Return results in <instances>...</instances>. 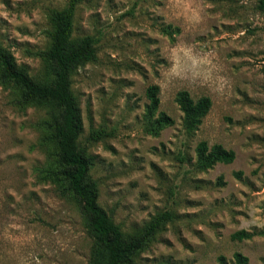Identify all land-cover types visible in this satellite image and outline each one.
I'll return each instance as SVG.
<instances>
[{
  "label": "rangeland",
  "instance_id": "rangeland-1",
  "mask_svg": "<svg viewBox=\"0 0 264 264\" xmlns=\"http://www.w3.org/2000/svg\"><path fill=\"white\" fill-rule=\"evenodd\" d=\"M69 0H0V41L17 65L46 75L51 14ZM259 0H84L73 41L97 38L98 58L76 68L81 146L99 203L127 236L170 213L131 264H264V15ZM174 124L155 135L144 118L150 85ZM212 107L194 133L175 98ZM0 85V264H93L97 246L70 193L61 195L49 107L14 106ZM93 133L102 137L92 140ZM201 140L236 153L197 167ZM53 170V171H51ZM50 175V178L48 177ZM254 232L237 240L239 230ZM223 258V259H222Z\"/></svg>",
  "mask_w": 264,
  "mask_h": 264
},
{
  "label": "trees",
  "instance_id": "trees-1",
  "mask_svg": "<svg viewBox=\"0 0 264 264\" xmlns=\"http://www.w3.org/2000/svg\"><path fill=\"white\" fill-rule=\"evenodd\" d=\"M83 1L69 0L64 9L51 14L50 45L39 54L45 64L46 75L43 77H34L25 67L17 65L12 52L0 41V85L11 89L10 102L19 109L32 105L49 107L44 137L54 143L58 158L53 161L56 173L51 177L57 182L61 195L70 193L81 204L98 248L93 264H131L134 256L148 246L171 214H159L140 233L127 236L121 224L116 223L99 203L98 183L89 175L91 158L80 142V108L72 89L74 70L98 58L95 36L86 35L77 42L72 38L76 10ZM258 9L264 15V0H259ZM160 91L157 84L146 90L149 101L144 118L147 129L155 135L174 124V119L160 110ZM175 100L184 114V128L194 133L209 113L212 99L209 96L194 99L188 90H180ZM101 137L100 133L91 135L92 140ZM196 154V165L201 170L218 163H232L236 158L234 150L220 143L210 145L206 140L197 144ZM255 235L243 229L233 233L232 238L245 240ZM235 259V264L248 263V257L241 252L235 253Z\"/></svg>",
  "mask_w": 264,
  "mask_h": 264
}]
</instances>
